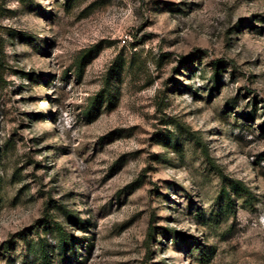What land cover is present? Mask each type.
Wrapping results in <instances>:
<instances>
[{
	"label": "rangeland",
	"instance_id": "1",
	"mask_svg": "<svg viewBox=\"0 0 264 264\" xmlns=\"http://www.w3.org/2000/svg\"><path fill=\"white\" fill-rule=\"evenodd\" d=\"M0 75V264H264V0H0Z\"/></svg>",
	"mask_w": 264,
	"mask_h": 264
},
{
	"label": "trees",
	"instance_id": "2",
	"mask_svg": "<svg viewBox=\"0 0 264 264\" xmlns=\"http://www.w3.org/2000/svg\"><path fill=\"white\" fill-rule=\"evenodd\" d=\"M0 80H1V75H0ZM94 98H97V96ZM236 185H239V184H236ZM76 220H78L77 217H76ZM56 229L58 233L57 234V247L60 253L65 254L67 249H69L71 252H74L71 236H68L66 232L62 230L60 226H58ZM151 232L152 230H149L148 232L149 236H151ZM39 247H40L39 250L41 253V264H53L50 254L47 248L45 247V244L42 242H39Z\"/></svg>",
	"mask_w": 264,
	"mask_h": 264
}]
</instances>
